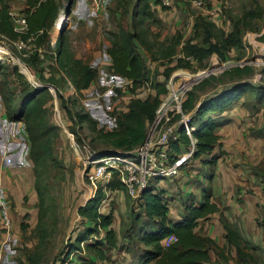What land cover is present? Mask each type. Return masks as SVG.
<instances>
[{
	"label": "trees",
	"instance_id": "obj_1",
	"mask_svg": "<svg viewBox=\"0 0 264 264\" xmlns=\"http://www.w3.org/2000/svg\"><path fill=\"white\" fill-rule=\"evenodd\" d=\"M152 1L154 0H138L135 7L137 12L134 19L135 22L140 16H153V13L150 12V3ZM252 1L254 6L246 9L238 18L230 16L227 20H224V27H220L210 18L199 16L194 20L193 34L186 41H182L183 36H179L177 43L162 53V59L174 57L177 54L178 45L184 43L181 51L186 56H193L196 62L201 65L214 54L218 56L221 62L242 60L243 55L246 53L245 35L248 32L260 35L263 31V28L259 27L258 23L264 19V4L259 3L260 0ZM218 3H213V5L219 6L220 14H222L225 8L224 6L222 8ZM70 4L72 5V2ZM32 6L33 11L28 17V32L34 34L44 29L46 33L34 41L33 47L36 51L26 59L28 64L42 60V58L47 56L46 50L51 48L47 31L53 28L60 5L56 0H34ZM143 21L142 18L141 23ZM14 26L15 24L9 15L8 6L3 4V0H0V40L2 35L10 39H17L20 35L14 31ZM228 27H230L229 30H227ZM22 37L27 38V35ZM62 40L60 37L56 50V64L61 69H67ZM258 40L264 42V32L258 37ZM111 44L108 55L112 61V71L132 81L134 86L139 85V79L147 75L146 67L142 62L137 47L143 46L146 48V42L142 40L138 32L130 33L122 30L111 41ZM39 48H43L45 52L40 53L38 51ZM189 63L185 59H178V64L167 70L166 77L168 78L177 68L189 67ZM56 64L44 62V71L48 68L51 73L49 77L42 75V78L49 80L42 81L45 85L48 84L55 87L52 81L55 78L53 69L56 68ZM71 65L73 69L71 67L68 70L69 77L72 79L76 91L81 95H85L87 88L96 79L97 71L93 70L89 64L83 63L78 59L73 61ZM15 69L17 70V68ZM229 71L234 79L233 83L228 87L210 97L199 100L196 93L197 89L203 91L206 88L205 84H201L196 90L192 89L193 91L191 90L187 93L183 104L185 113L194 112L190 120V124L195 127L194 137L196 139V151L192 160L199 161L202 165L209 168L214 167L218 158L224 155L220 150L222 147L220 136L216 133V129L228 121L224 120L222 115L230 110L249 91V93H255L257 89L264 90V87H258L255 83L245 78L252 77L255 74L252 66H237ZM9 83L11 84L9 80L0 82V97L7 121L9 123L24 121L25 124L29 143L26 156L28 157L29 166L32 167L36 177V189L40 206L39 222L42 223L47 217V211L45 212L43 205L40 181L44 173L48 172L50 166L58 164V161L53 156V149L56 141L60 138L59 127L53 126L46 120L45 116L48 113V108H45V105L48 103V99L43 96L45 90H42V88L32 90L29 86L24 87L21 103L12 113V108L15 106V104L12 105L14 102H12L14 91L11 90ZM166 92L165 83H158L154 96L151 95L146 99H132L129 103L128 111L116 120L118 133L110 132L101 135L106 137V140L110 139L116 149L130 151L139 146L146 140L148 130L160 106L161 96ZM62 113L66 123L70 126L66 114L63 111ZM77 117L79 121L87 122L92 131L98 129L96 122L88 114H77ZM69 128L71 130V127ZM60 131L66 136L62 129ZM178 133L179 141L172 144L175 155L182 154L184 147L188 149L191 143L183 129H180ZM218 151H220V154ZM170 182L171 186L172 180ZM161 186L160 184L157 186L152 185L143 192L141 199L137 202L140 212L133 218V228L126 230V236L120 237L122 242H124L121 247L117 246L118 234L113 228L114 212L111 210L105 213L103 210L105 192L103 188H100L85 206L79 208L81 218L87 220L91 226L85 227L84 231L76 236L77 246L75 247L77 248L75 251L70 252L68 257L81 251V249L84 251L85 248L89 254L87 258L89 264H97L101 261L110 260L112 249L118 247L120 250H129L131 245L134 246L137 243H141L144 246L138 256L140 264H220L219 260H212L213 254L222 257L217 244L211 237L206 236L199 230L200 221L207 220L210 215L218 211L217 205L211 201V196L205 192L203 200L199 202L193 194H188L184 200L185 212L180 214V207L176 212L172 209V203L175 201ZM107 189L111 193L125 191L124 186L117 178H114L107 185ZM175 189H177L176 186L173 191ZM140 222L141 225L136 228V224ZM223 224L226 229L227 240L236 248L241 259V246L243 243L240 240V235L227 223L224 222ZM102 229H106L104 237L94 239L88 243V240H91L94 234L100 236V230ZM170 235H176L178 241L166 248L165 241ZM126 240L127 242H125ZM126 244L128 245L126 246ZM81 246L82 248H80ZM82 259L79 256L78 262L74 261L73 264H81L80 260ZM30 263L36 264L34 258H29Z\"/></svg>",
	"mask_w": 264,
	"mask_h": 264
},
{
	"label": "rangeland",
	"instance_id": "obj_2",
	"mask_svg": "<svg viewBox=\"0 0 264 264\" xmlns=\"http://www.w3.org/2000/svg\"><path fill=\"white\" fill-rule=\"evenodd\" d=\"M68 2V0H58L59 9L61 7L64 9ZM230 2L231 5L229 4V7L224 9L223 13L221 12L223 21L230 16L238 18L246 9L254 6L252 0H230ZM137 3L138 0H108L106 12L95 15L90 10L92 12L89 18L92 21L90 26L79 24L77 28H73V25L76 26L77 22H79L78 15L74 13L75 8L73 5L70 9V14L65 17L64 31L61 35L67 69L58 67L56 64V53L52 54L51 52L52 49L54 51L57 50L58 45H56L57 41L55 40L60 36V31L58 34L55 33L54 26L51 30L49 29L53 48L46 50L47 56L42 58V60L30 62V64L26 61L27 58H24L26 64L30 66L34 78L30 79L27 75L21 73L20 67L16 64L0 63V82L9 80L11 82V84L9 83L10 88L14 91L12 99V102H14L11 103L12 105L15 104V106L12 108L13 111H10L13 113L14 109L20 105L24 87L29 86L32 90L42 88V90H45L43 96L48 99V103L45 105V108H48V113L45 116L46 120L53 126H58L55 121L56 106L54 103L56 102L66 114L71 130L77 134L78 140L85 139L89 142L93 152H96L99 156H106L123 150L116 149L110 139L106 140L107 138L101 134L118 133L116 120L128 111L131 100L136 98L146 99L151 95L154 96L158 83H165L167 90L161 96V99L168 95L167 84L174 75L177 76L173 80L179 84L181 83L180 79L187 77V75L191 76L202 71L213 70V73L209 74L207 78L193 86V90H196L201 84L206 85L205 90L197 89L196 91L198 97L203 95L201 99L210 97L233 83L234 78L229 70L237 66H252L255 74L252 77L245 78L256 85L264 87V42L258 40V37L264 32V19L258 23V26L263 28L260 35L254 32H248L245 35L246 53L243 55L242 60L221 62L219 58L216 61L212 56L203 65L195 60L189 63L190 66L187 68L180 67L175 69L167 78V70L178 64V59L175 56L181 52V47L184 43L178 45L177 54L170 59H162V53L176 44L179 36H183L182 41H186L193 34L194 20L201 15L198 10L194 9L185 0H173L171 7H165L160 0H154L150 3V12L153 13V16H140L135 22V15H137L135 7ZM259 3L264 4V0H260ZM218 4L223 8V4ZM92 16H94L95 20ZM142 18L144 21L141 23ZM122 30L130 33L138 32L142 40L147 44L146 48L143 46L137 47L142 62L146 67L147 76L139 79L140 84L136 86H134L132 81L114 73L111 69L112 61L108 55V50L112 46L111 41ZM15 54L17 57H21L17 52ZM77 59L89 64L93 70L97 71V77L87 88L85 95H81L76 91L68 74V70L72 67L71 63ZM45 61L49 64H56V68L53 69L55 78L52 82L55 88L60 89L63 94L62 96L59 92L55 93L57 100L46 86L42 85L40 87V85H36V83L44 84L42 81H49L42 78V75L49 77L51 74L48 68L44 71ZM242 62L252 63L241 66ZM261 91L264 94V90L262 89ZM84 113L88 114L96 122V127L98 128L96 131H92L87 122L79 121L77 114ZM59 128L60 138L56 141L53 149V156L58 161V164L50 166L48 172L44 173L40 181L42 200L45 212L47 211V217L42 223L38 221L36 229L24 237L25 242H31L32 246L29 249L25 247L21 250L27 254L28 261L29 258H34L36 264H73L74 261L78 262L79 256L83 258L80 260L81 264H89L87 261L89 254L86 252L83 255V249L74 253V256L71 255L73 259H71V256L68 257L69 253L77 248L75 247L77 246L76 237H68V229L73 226L82 228V224L79 221L76 222L78 216L76 218L71 216L77 213L79 206L91 199L93 191L83 176L82 167L70 148L69 140ZM5 131L6 128L4 129ZM7 132L9 134L11 132L15 133L25 159L29 143L24 121L9 124ZM5 141L8 143L7 139ZM13 141L11 140V142ZM192 161L191 159L189 164L183 169V174L195 178L196 172L201 171L199 169L200 162ZM204 173L207 174V171H204ZM32 176H35L34 172H32ZM180 178L172 179L171 186V180L162 179L159 183L175 201L172 203V209L175 212L179 209L181 203V193L178 189H175V191L172 189L175 186H179ZM38 207L40 212L39 203ZM103 210H112L116 216L120 217L122 222L128 223L126 224L127 228L133 225V218L140 212L137 202L130 197L126 190L123 192L105 193ZM64 214L70 217L68 223H66ZM140 225L141 222L136 224V228ZM126 227L124 225L125 229ZM124 228L120 231L122 237L126 236Z\"/></svg>",
	"mask_w": 264,
	"mask_h": 264
},
{
	"label": "crops",
	"instance_id": "obj_3",
	"mask_svg": "<svg viewBox=\"0 0 264 264\" xmlns=\"http://www.w3.org/2000/svg\"><path fill=\"white\" fill-rule=\"evenodd\" d=\"M33 1L3 0V4L8 6L9 13L26 14L28 19L33 11ZM210 1L212 4L216 2L223 4L225 9L229 7V4L231 5L230 0ZM56 2L58 3V0ZM71 2L68 15L74 5V13L78 15L80 22H77L76 26L73 25V28H77L79 24L90 26L92 23L89 20L92 13L90 0H71ZM92 18L95 20L94 16ZM224 22L221 19V23L218 25L223 27ZM42 30L34 33L36 40L46 33L45 30L40 33ZM63 31L62 29L59 38L55 40L57 41L56 45H58ZM50 33L51 31H47L48 36ZM55 33L58 34L59 31H55ZM51 39L52 37H50L52 49ZM38 51L43 53L44 49L39 48ZM51 52L54 54L56 50L52 49ZM212 58L218 60L217 55H213ZM257 86L262 87L261 85ZM249 92L222 115L224 120L228 121L216 129L222 144L220 150L224 155L222 157L219 155L217 164L212 168L205 167L200 163L201 171L196 172L197 175L195 173V178L183 174V170L179 176L181 182L176 187L178 190L180 189L181 193L180 214L185 212L184 200L190 193L200 202L206 192L211 196V201L217 205V212L210 215L207 220L200 221L199 230L211 237L217 244L222 257L213 254L212 260H219L220 264H264V94L258 89L255 93ZM202 96L200 95L199 100ZM4 117L6 119L0 97V264H29L27 254L21 249L25 247L29 249L32 246L31 242H25L24 237L36 229L39 221L36 177L32 176L33 170L29 166L28 157L25 155V159L23 158L17 136L13 132L10 134L7 132V127L12 123H9ZM6 139L8 143L5 141ZM11 140L14 141L11 142ZM185 151L187 149L184 147L182 154ZM218 153L220 154V151ZM204 171H207V174ZM86 203L79 206L77 213L71 216L75 218L78 216L76 222L79 221L82 228L69 227L68 237L74 238L83 232L85 227L91 226L79 214V208L85 206ZM107 212L109 211H105V213ZM64 218L68 223L70 217L64 214ZM224 222L240 235V240L243 243L241 259L236 248L226 238ZM126 224L128 223L122 222L120 217L114 214L113 228L118 234V247L124 243L120 239V231L124 225L126 227ZM132 228L133 225L124 229L126 231ZM105 232L106 229L100 230V236L94 234L88 243L93 239L103 238ZM143 246V244L137 243V245L129 246V250H120L117 247L110 252V260L97 264H140L138 256L141 254ZM86 252L87 250L84 248L82 254L85 255Z\"/></svg>",
	"mask_w": 264,
	"mask_h": 264
},
{
	"label": "built area",
	"instance_id": "obj_4",
	"mask_svg": "<svg viewBox=\"0 0 264 264\" xmlns=\"http://www.w3.org/2000/svg\"><path fill=\"white\" fill-rule=\"evenodd\" d=\"M68 1L70 2L71 0ZM185 1L198 10L201 16L211 18L216 24L221 23L220 7L214 6L210 0ZM90 3L91 11L95 15L106 12L108 8V0H90ZM161 3L165 7H171L173 0H161ZM66 7L64 9L61 7L59 10L58 17L54 23L55 30L61 12L65 16ZM9 15L14 20V31L20 36L17 39L1 36L0 63L16 64L20 67L21 73L27 75L30 79L34 78L24 58L30 57L35 52L36 49H34L33 43L36 40V36L28 32L26 14L10 12ZM64 23L65 20L62 26L61 24L59 25V31ZM43 31L40 33H43ZM23 35H27V38H23ZM15 52L20 54L21 57H17ZM175 57L176 59H185L190 63L195 61L193 56H186L182 51ZM241 66H244V62L241 63ZM208 75V70L191 76L187 75V77L180 79L181 83L179 84L173 80L177 76L174 75L167 84L169 93L161 100L154 121L148 130L146 140L130 151L115 152L106 156H99L96 152H93L89 142L85 139L78 140L77 134L71 131L70 126L66 123L59 104L55 102V121L66 134L70 147L82 167L83 176L93 191L91 198L96 195L100 188H103L104 192L107 193V185L114 178H117L130 197L135 202H139L143 192L149 187L159 185L162 179L172 180L181 174L196 151L195 127L190 124L193 114L192 112L185 113L183 104L187 93L193 89V86L202 82ZM36 85H40V87L42 85L46 86L42 83H36ZM49 91L53 93L54 97L57 92L62 94L60 89L51 85ZM55 99L57 100L56 97ZM180 129L185 131L191 143L187 151L183 154L175 155L172 144L179 141L178 132ZM177 241L176 235H170L165 241V247L169 248Z\"/></svg>",
	"mask_w": 264,
	"mask_h": 264
},
{
	"label": "water",
	"instance_id": "obj_5",
	"mask_svg": "<svg viewBox=\"0 0 264 264\" xmlns=\"http://www.w3.org/2000/svg\"><path fill=\"white\" fill-rule=\"evenodd\" d=\"M70 8V3L67 5V7H66V9H65V16L64 17H67L68 16V9ZM62 29H63V27L61 28V30H60V32L62 31ZM250 63H252V62H244V65H246V64H250ZM211 73H213V70H211L210 72H209V74H211ZM49 87H50V85H46V88H48L49 89Z\"/></svg>",
	"mask_w": 264,
	"mask_h": 264
},
{
	"label": "bare ground",
	"instance_id": "obj_6",
	"mask_svg": "<svg viewBox=\"0 0 264 264\" xmlns=\"http://www.w3.org/2000/svg\"><path fill=\"white\" fill-rule=\"evenodd\" d=\"M64 20H65V17H64V15H63V13H61V16H60V18L58 19L57 24H56V30H55L56 32L59 31V25L61 24V26H62ZM208 73H209V71H208Z\"/></svg>",
	"mask_w": 264,
	"mask_h": 264
},
{
	"label": "clouds",
	"instance_id": "obj_7",
	"mask_svg": "<svg viewBox=\"0 0 264 264\" xmlns=\"http://www.w3.org/2000/svg\"><path fill=\"white\" fill-rule=\"evenodd\" d=\"M60 10V9H59ZM58 13H59V11H58Z\"/></svg>",
	"mask_w": 264,
	"mask_h": 264
}]
</instances>
